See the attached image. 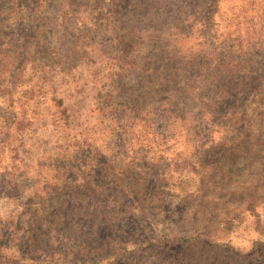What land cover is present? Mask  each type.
Wrapping results in <instances>:
<instances>
[{"label":"rangeland","instance_id":"1","mask_svg":"<svg viewBox=\"0 0 264 264\" xmlns=\"http://www.w3.org/2000/svg\"><path fill=\"white\" fill-rule=\"evenodd\" d=\"M263 205L264 0H0V258L264 264Z\"/></svg>","mask_w":264,"mask_h":264},{"label":"trees","instance_id":"2","mask_svg":"<svg viewBox=\"0 0 264 264\" xmlns=\"http://www.w3.org/2000/svg\"><path fill=\"white\" fill-rule=\"evenodd\" d=\"M263 208H264V205H263ZM1 259H5L4 261H5V263L4 264H13L14 263V261L15 260H13V261H11V259H9V258H6V257H3V258H0V260ZM16 262V261H15Z\"/></svg>","mask_w":264,"mask_h":264}]
</instances>
